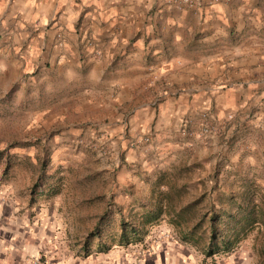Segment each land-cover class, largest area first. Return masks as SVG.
<instances>
[{"label": "crops", "instance_id": "1", "mask_svg": "<svg viewBox=\"0 0 264 264\" xmlns=\"http://www.w3.org/2000/svg\"><path fill=\"white\" fill-rule=\"evenodd\" d=\"M189 1L0 0V82L92 112L119 154L118 203L124 178L192 152L264 167V0ZM202 114L214 134H178Z\"/></svg>", "mask_w": 264, "mask_h": 264}, {"label": "rangeland", "instance_id": "2", "mask_svg": "<svg viewBox=\"0 0 264 264\" xmlns=\"http://www.w3.org/2000/svg\"><path fill=\"white\" fill-rule=\"evenodd\" d=\"M3 85L0 82V264H264V224L254 226L232 251L206 256L199 245L182 239L185 210L180 227L164 214L140 243L81 255V239L102 211L109 208L116 217L119 209L124 215L133 197L142 198L146 189L140 173L165 172L162 186L177 194L175 210L202 198L195 205L196 215L186 217L190 224L209 204L216 207L222 190L236 194L240 178L250 181L246 187L252 190V201L263 205L264 167L242 161L230 166L220 150L199 158L192 152L185 154V161L124 178V198L118 203L114 192L122 186L119 154L107 150L101 132L87 129L96 123L92 112L84 111L75 98L55 106L54 99L37 97L35 86L27 82L15 81L7 92Z\"/></svg>", "mask_w": 264, "mask_h": 264}, {"label": "trees", "instance_id": "3", "mask_svg": "<svg viewBox=\"0 0 264 264\" xmlns=\"http://www.w3.org/2000/svg\"><path fill=\"white\" fill-rule=\"evenodd\" d=\"M164 175L165 172L161 171L151 175L140 173L139 179L146 190L142 198L133 197L132 202H136L137 206L131 202L124 215L116 209V217L109 208L102 211L92 229L81 239V255L105 253L115 245L140 243L149 228L161 222L164 214L168 216L169 222L180 227L184 210L185 232L182 233V239L199 245L206 256L232 251L254 226L264 224V204L258 205L252 201V190L246 187L250 181L244 178L239 179L242 186L238 187L236 194L222 190V196H217L216 207L213 203L209 204L200 218L188 224L186 217L196 215L195 205L202 198L179 205L178 210H175L173 194H177L163 189ZM170 186L174 187V184Z\"/></svg>", "mask_w": 264, "mask_h": 264}, {"label": "built area", "instance_id": "4", "mask_svg": "<svg viewBox=\"0 0 264 264\" xmlns=\"http://www.w3.org/2000/svg\"><path fill=\"white\" fill-rule=\"evenodd\" d=\"M182 3H189V0H180ZM217 131L214 124L211 122H208L205 118L204 114H202V119L198 123V125L194 128L192 127H185V124L178 130V134L181 136H190V137H196L198 139H205L209 135L214 134ZM146 136L138 138L139 142L146 141Z\"/></svg>", "mask_w": 264, "mask_h": 264}]
</instances>
